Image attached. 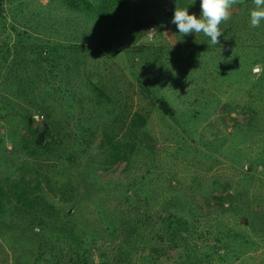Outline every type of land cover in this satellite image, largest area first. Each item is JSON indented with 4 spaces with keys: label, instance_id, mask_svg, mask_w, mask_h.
I'll return each mask as SVG.
<instances>
[{
    "label": "rangeland",
    "instance_id": "rangeland-1",
    "mask_svg": "<svg viewBox=\"0 0 264 264\" xmlns=\"http://www.w3.org/2000/svg\"><path fill=\"white\" fill-rule=\"evenodd\" d=\"M143 1L108 20L60 0H0V264L81 251L87 264H264V21L251 27L242 0L212 45L178 33L172 0ZM46 76L60 89L41 96ZM39 97L58 121L50 149L29 155L20 113L38 130ZM113 139L124 155L111 156Z\"/></svg>",
    "mask_w": 264,
    "mask_h": 264
},
{
    "label": "trees",
    "instance_id": "trees-1",
    "mask_svg": "<svg viewBox=\"0 0 264 264\" xmlns=\"http://www.w3.org/2000/svg\"><path fill=\"white\" fill-rule=\"evenodd\" d=\"M244 1L247 2L249 0H244ZM60 2L63 3L69 9H73L80 13H85L87 15H90L91 17L108 19V20L111 19L112 11L118 9L119 7L123 5H133L135 6L133 8V11H136L137 5L144 3V1L142 2V0H60ZM175 7H187L189 9L200 8V0H172L171 4H168L166 8L163 9V11L165 13H174ZM6 51H7V48H6ZM262 71H264V66L260 68L258 66V70L256 72L259 74H262L261 73ZM46 80H47L46 87L42 91H40L38 95H40L41 93V96H42L44 95L43 91L47 93V91L50 89H54V88L60 89V87H57L58 83H60L58 79L55 80L56 83H50L48 80V77L46 78ZM42 101L43 100L41 97L37 98L35 101H32L35 107H37V110L39 109L40 111L46 114L45 119L39 125L40 127L38 130H35V131L30 130V125L33 123L30 110L23 108V111L20 113V118L21 120H23V128L27 130L28 135L30 136L26 138L27 140H30L29 141L30 143L20 142V144L22 148L24 147L26 150H28L29 155L30 154L34 155V154L43 152L45 149L46 150L50 149V144L53 141L51 138L52 132H51L50 126H54L58 121V120L50 119L49 110L51 107L44 106L45 104H43ZM153 102L156 104V107H158L162 112L167 113L169 115L172 114V111H173L172 107L170 106V104L167 102V100L164 97L155 96V98H153ZM5 104H9L12 106L16 105L13 100H11L10 103L9 101H6L3 105L4 108L6 107ZM68 105H71V102H68ZM144 121H145V117L141 114V112L134 110L129 120L130 128H128L127 126V130L132 131L133 129V132H135V134L138 133L140 131L139 129L143 126ZM104 134H107V133H105L104 131ZM46 137H49L48 140H46ZM20 139L21 141L22 140L26 141L23 139L22 136H20ZM121 139H123V137H121ZM126 141L129 144V147L131 149V147L134 146V140L130 141L128 139ZM121 143H124V141H120V139H115V140L113 139L107 143L109 144V149H110L109 153L111 154V156L118 157L120 155L125 154V151L121 150L122 149ZM14 186L11 187L9 192L16 199L22 198V202L25 203V199H27L26 195L23 193L25 190L22 188L20 191H17V188ZM165 200L167 202H173L175 201V196L173 194H169L168 196H165ZM52 209L54 210L55 207L53 206V204L48 203L47 206L44 207L42 210L45 213L50 214L52 213ZM0 211L4 212L2 208H0ZM62 214L67 215L68 212L63 211ZM167 218L170 220V222H173L176 216L168 215ZM86 252L87 251H81L80 254H77L74 258H72L70 262L66 264H87Z\"/></svg>",
    "mask_w": 264,
    "mask_h": 264
},
{
    "label": "clouds",
    "instance_id": "clouds-1",
    "mask_svg": "<svg viewBox=\"0 0 264 264\" xmlns=\"http://www.w3.org/2000/svg\"><path fill=\"white\" fill-rule=\"evenodd\" d=\"M242 0H200V15L190 14L187 7H175L171 23L176 26L182 36L200 34L210 38L212 45L219 44L223 34L219 27L231 19L232 8ZM254 7L250 9V26L257 28L264 21V0H252Z\"/></svg>",
    "mask_w": 264,
    "mask_h": 264
}]
</instances>
